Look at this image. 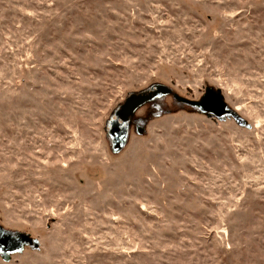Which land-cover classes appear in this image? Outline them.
I'll use <instances>...</instances> for the list:
<instances>
[{
  "label": "rangeland",
  "instance_id": "rangeland-1",
  "mask_svg": "<svg viewBox=\"0 0 264 264\" xmlns=\"http://www.w3.org/2000/svg\"><path fill=\"white\" fill-rule=\"evenodd\" d=\"M220 90L239 116L131 93ZM0 223L40 241L0 264H264V0H0Z\"/></svg>",
  "mask_w": 264,
  "mask_h": 264
},
{
  "label": "water",
  "instance_id": "water-1",
  "mask_svg": "<svg viewBox=\"0 0 264 264\" xmlns=\"http://www.w3.org/2000/svg\"><path fill=\"white\" fill-rule=\"evenodd\" d=\"M154 93L147 94L144 91L139 93H131L125 100L124 104L119 106L114 112L113 116L116 119L110 123L111 130L108 132L112 139V152L120 153L124 150L129 142V128L128 122L134 114L140 110V107L152 101L155 97L161 95H168L172 93V89L156 84ZM184 99V98H183ZM184 102L192 107L196 112L205 115L208 119H216L224 121L227 118L233 119L241 127L248 126V122L239 116L225 101V97L220 90L207 89L206 94L197 101L184 99ZM251 128L250 126H248ZM144 130L139 132L141 135ZM3 229V228H2ZM0 245L6 246L3 259L6 262L12 261V255L24 251V245H30L35 251L40 249L41 243L37 239L32 238L30 235L21 232H10L3 229V235L0 238Z\"/></svg>",
  "mask_w": 264,
  "mask_h": 264
},
{
  "label": "flooded vegetation",
  "instance_id": "flooded-vegetation-1",
  "mask_svg": "<svg viewBox=\"0 0 264 264\" xmlns=\"http://www.w3.org/2000/svg\"><path fill=\"white\" fill-rule=\"evenodd\" d=\"M155 85L149 87L147 90H145L144 92H146L147 94L150 93H154L155 90ZM186 99L185 97H181L180 95H178L177 93H175V91L172 90V93H169L168 95H161L158 97H155L152 101L146 103L145 105H143L142 107H140V110L137 111L134 116L129 120L128 122V128H129V137L131 135H133L134 133H138L141 130H145L144 126H145V122L146 119H148L150 117V110H156L158 112L159 115H162L165 112H169L171 111V106H177V107H187V108H191L188 104H186V102H184V99ZM201 99V98H200ZM199 99V100H200ZM189 100V99H188ZM194 110V109H193ZM116 119L115 116L112 117V120ZM112 120L109 122V124L112 122ZM111 125V124H110ZM111 130V126L108 127L107 129V134L108 137L109 136V131ZM111 144H112V139L110 138ZM6 231H10L8 229H6L1 223H0V238L3 235V229ZM13 232V231H10ZM15 232H20V231H15ZM13 232V233H15ZM23 233V232H21ZM25 234V233H23ZM27 235V234H26ZM32 237V236H31ZM33 238V237H32ZM30 245H24V249L25 248H30ZM7 249L6 246L3 247L2 245H0V257L2 258L3 254H5V250ZM15 255V254H13ZM12 255V257H13Z\"/></svg>",
  "mask_w": 264,
  "mask_h": 264
}]
</instances>
